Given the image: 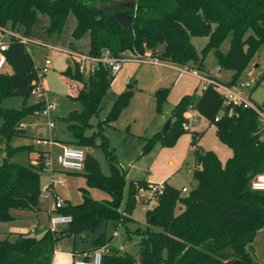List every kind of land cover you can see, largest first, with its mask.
Returning <instances> with one entry per match:
<instances>
[{"label":"trees","instance_id":"trees-1","mask_svg":"<svg viewBox=\"0 0 264 264\" xmlns=\"http://www.w3.org/2000/svg\"><path fill=\"white\" fill-rule=\"evenodd\" d=\"M129 1L135 2L137 9L133 27L125 30L104 10ZM71 14L77 22L74 40L79 41L87 34L90 36V51L81 54L100 58L104 51H109L114 57H124L161 48L160 57L164 61L206 72L227 85L241 79L264 46V0H0V29L33 40L36 26L44 17L48 24L42 28L43 42L54 46ZM229 35L232 36L231 47L224 55L221 47ZM192 37L208 39L202 56L206 57L214 50L222 71L232 73L230 82L221 81L206 70L192 44ZM74 47V43L70 44L71 51L75 50ZM5 55L11 73L0 75V102L6 94H31L38 74L28 47L16 37L10 39ZM62 76L74 92L70 99L80 103L83 110H75L58 122L72 136L73 145L105 150L111 176H104L99 161L88 153L85 170L91 171L89 186L106 191L112 200L99 202L84 191L82 204H69L59 211L73 218L67 226L69 228L63 232L53 233L47 229L41 237L30 233H0V264H52L59 241L82 234L90 238L104 222L113 221L119 227L130 220L125 213L130 214L138 203V190L132 183L122 212L127 172L117 164L104 132L105 125L116 120L128 106L131 93L128 90L123 92L98 127V132L88 136V132L94 129L91 121L99 116L116 75L100 65L94 74L87 76L80 73L76 63L75 71L69 67ZM168 93L169 89L156 93L159 106L167 102ZM44 107L41 102L31 112L42 111ZM223 109V98L213 87L204 90L200 96L187 95L174 107L170 131L165 136L158 133L150 141L149 146L158 141L165 146L174 145L186 131L185 115L195 110L210 124H216L218 138L232 150L233 156L223 167L215 153H201L198 147L196 164H200L201 170L195 171L197 187L187 197H181L179 190L165 184L157 206L149 212L150 217H154L150 221L152 225L161 227L163 231L155 232L150 227L141 231L137 255L141 264H226L232 261L264 264L249 253L258 230L264 228V192L253 191L251 187L253 180L264 174L262 133L253 110L236 108L237 117L224 115L217 122L216 118ZM227 111L229 107H226ZM25 113L0 106L3 120L0 129V222L4 223L14 220L15 210L37 209L42 194L41 167L44 169L47 153L38 161L41 164L39 169L31 164L12 163L9 159L20 151L13 150L10 141L22 131L18 124ZM193 140L195 144L192 145L197 146L199 136L195 133ZM177 203L184 208L178 215ZM95 246L101 249L109 243L101 235ZM120 253L112 249V254L104 255L103 264H134L135 259L131 255Z\"/></svg>","mask_w":264,"mask_h":264},{"label":"rangeland","instance_id":"rangeland-1","mask_svg":"<svg viewBox=\"0 0 264 264\" xmlns=\"http://www.w3.org/2000/svg\"><path fill=\"white\" fill-rule=\"evenodd\" d=\"M44 21V22H43ZM47 25V18L42 17L36 26V39L30 44L28 50L32 55L37 67H42L47 59L52 63L51 70L45 78L47 88V99L56 105L51 111L52 120L66 117L71 111L81 110L82 105L70 99L74 94L70 85L65 81L62 72L71 67L76 70V63L81 62L75 57L71 59L69 55L70 44L74 43V51L89 53L90 36L85 35L81 40L75 41L73 33L76 29L75 16L71 14L65 25L60 39L53 43L55 47L49 49L39 43L44 41L41 33ZM8 40L5 33L0 31V42ZM192 44L195 46L200 60L203 61L206 69L211 75L223 80L230 81L232 73L223 70L218 72L219 62L214 50L208 52L206 57L202 56V50L208 43L207 38L192 37ZM232 36L229 35L221 47V53L227 54L231 47ZM68 50V51H67ZM162 51L161 48H158ZM73 54L75 56V52ZM48 57V58H47ZM256 67V68H255ZM241 81H248L252 85V101L257 106L264 104V46L259 50L257 57L242 75ZM131 83V86L128 84ZM162 89H169L168 100L159 106L156 93ZM131 93L130 102L125 107L119 117L105 125L104 132L109 140L111 149L116 156L117 164L127 172L126 184L124 188V200L121 204L122 212L126 208V203L133 183L137 191V202L130 214L125 213L128 220L119 227L113 221L105 224L101 232L108 241L110 249L122 250L120 254H129L135 261L134 264H141L137 257L140 251L141 231H146L149 227L155 232H162L163 229L150 222L149 212L157 206L158 200H150L148 193L155 185L168 183L170 186L182 191L187 188L189 193L194 190L198 181L195 172L201 170L200 164L196 162V150H192L193 131L199 136L197 146L201 153L213 152L220 159L223 167L233 156L232 150L224 144L217 136L216 124L201 116L195 110H191V116L186 118L187 124L191 119L195 122L194 126L186 129L185 133L172 146H165L162 141L154 142L149 146L150 141L161 133L167 121L172 118L174 107L180 100L187 95L202 94L200 81L190 75L180 74L176 67L154 66L150 64L140 65L136 62H127L122 70L116 74L112 83L111 92L107 95L102 104V110L98 117L94 118L95 131L102 125L106 117L110 114L117 98L125 91ZM40 103L32 94L24 96H13L6 94L2 97L0 106L3 109H14L25 111L24 117L18 124L22 130L19 134L12 137L10 147L13 150H20L18 154L9 157L12 163L28 166L32 165L38 169L42 154L47 153V159L52 163L47 169L42 168L41 188L38 207L32 211H15L21 213L15 224H7L0 230L12 233L11 227L16 225L17 232L30 233L34 237L42 236L50 228V208L51 200L45 193L46 187L50 184L54 186V192L66 203V205L78 206L84 201V191H87L91 198L99 202H109L111 196L104 190L90 187L88 176L90 170L83 172L66 171L58 164V156L62 153L59 146L51 145L52 134L49 127V118L43 115L32 113L31 110ZM197 113L199 115H197ZM168 116V117H167ZM3 120L0 117V129ZM62 131V127H57V132ZM56 132V131H55ZM39 142V143H38ZM149 147V148H148ZM148 148V149H147ZM84 149V148H83ZM86 153L97 159L100 164L101 172L109 177L112 174L107 153L102 148L84 149ZM0 152V158H1ZM36 163H32V162ZM197 165V167H196ZM181 193V192H180ZM189 194L181 193V197ZM183 207L177 203L176 214L182 213ZM61 228V227H60ZM69 227H63L61 232ZM129 236V237H127ZM80 240V239H79ZM82 247H88L86 241L80 240ZM67 243V242H65ZM61 256L56 257L53 264H75L76 260H81L79 256H66L67 250L64 246H58ZM81 249V247H80ZM99 248L94 247V252ZM251 257L264 263V228L258 230L256 237L249 249ZM74 256V257H73ZM136 257V258H135ZM103 264V263H102Z\"/></svg>","mask_w":264,"mask_h":264},{"label":"built area","instance_id":"built-area-1","mask_svg":"<svg viewBox=\"0 0 264 264\" xmlns=\"http://www.w3.org/2000/svg\"><path fill=\"white\" fill-rule=\"evenodd\" d=\"M2 33H5L8 40L0 42V75L5 72V68L8 65L7 57L5 52L8 50L9 41L12 37H16L29 48L30 44L34 43L35 39L29 40L24 37H20L16 33L10 30L0 29ZM42 45L51 49L54 46L46 44L40 41ZM56 48V47H55ZM68 51V50H67ZM69 55H72L74 60L75 57L80 59L81 62H77L79 65L80 73L90 76L100 67V65L106 67L112 75L118 74L127 62H136L140 65L150 64L154 66H171L176 67L180 74L190 75L200 81V87L202 91L207 90L210 87L216 89L223 98L224 109L218 114L216 121L227 115L228 118L237 117L236 108H244L253 110L258 119V127L262 133L261 141H264V104L263 106H257L252 101V85L248 81H241L227 85L226 83L219 82L211 77L206 72H202L198 69H190L188 67L176 66L173 63L164 61L160 56L161 52L147 51L144 54H128L124 57H114L109 51H104L100 58L90 57L87 54H81L70 50ZM48 58V57H47ZM52 63L49 59L46 60L42 67H37V80L34 81V88L31 94L36 97L40 103L43 102L45 107L42 111L36 112V114L43 115L49 118V127L53 131L56 129V123L52 120L51 111L56 107L54 103H50L47 99V90L45 88V78L51 70ZM218 72L221 73L222 69L219 67ZM226 107H229V111H226ZM189 124L185 126L187 129ZM195 150V148H193ZM86 152L83 148L77 146H65L62 147V153L58 156V164L62 169L66 171L83 172L85 170ZM52 163L46 158L44 162V169L51 167ZM197 167V166H196ZM197 170V168H196ZM196 170L190 169L191 172ZM252 190L256 192H264V174L258 175L251 184ZM49 187H46L45 193L47 197L53 201L54 207L50 216V230L56 233L60 227H67L73 222V218L70 215L61 214L59 211L65 208L66 203L56 195ZM165 184L155 185L148 196L150 200H158L164 193ZM181 193L190 194L189 190L185 187L180 191ZM112 254L110 246H105L101 249H97L93 254L85 253L81 260H76L75 264H102L104 255Z\"/></svg>","mask_w":264,"mask_h":264},{"label":"crops","instance_id":"crops-1","mask_svg":"<svg viewBox=\"0 0 264 264\" xmlns=\"http://www.w3.org/2000/svg\"><path fill=\"white\" fill-rule=\"evenodd\" d=\"M76 20V19H75ZM44 22V21H43ZM48 24V23H47ZM76 24H77V22H76ZM45 26H46V23H45ZM76 27V26H75ZM37 37H36V35L34 36V39H36ZM122 70V69H121ZM207 70V69H206ZM208 71V70H207ZM5 72H7V73H11V68H10V66H8L7 65V67L5 68ZM209 72V71H208ZM221 80V79H220ZM221 81H223V80H221ZM224 82H230V81H224ZM44 84H45V82H44ZM45 88H46V86H45ZM46 90H47V88H46ZM83 109H81V110H76V111H79V112H81ZM75 111V110H74ZM71 112H73V111H71ZM70 112V113H71ZM197 112V111H196ZM197 115H199L198 113H197ZM191 116V111H189L186 115H185V117L188 119V117H190ZM67 117V116H66ZM168 117V116H167ZM63 118H65V117H63ZM54 121H55V123H56V129H54L53 131L51 130V132H53V133H51L52 134V139L51 140H54L53 142H50V144L51 145H55V146H59L61 149H62V147H65V146H76V145H73V138H72V136L67 132V130L65 129V127L64 126H62V125H60L59 124V119L58 120H56L55 118H54ZM92 121H93V119H92ZM92 121H91V124L94 126V129L93 130H91V131H89L88 132V136H91L92 134H94L96 131H95V125H94V123H92ZM191 123H189V128H191V127H193L194 126V124H195V120L193 121V119H191ZM58 126H61L62 127V131H58L57 132V127ZM56 131V132H55ZM194 133L196 132V131H193ZM200 138V137H199ZM39 143V142H38ZM98 144H99V142H98ZM78 147V146H77ZM82 148V147H81ZM94 148H97V147H94ZM193 148H195V150H196V148H198V146H193L192 145V150H193ZM84 149H87V150H89V149H93V148H84ZM194 151V150H193ZM43 155V154H42ZM47 155V154H46ZM37 162V161H36ZM35 161L34 162H32V163H36ZM195 164H196V162H195ZM50 186V188L49 189H51L53 192H54V186H53V184H50L49 185ZM48 186V187H49ZM55 193V192H54ZM56 194V193H55ZM57 195V194H56ZM111 200H112V198H111ZM110 200V201H111ZM51 208H50V216H51V213H52V211H53V207H54V203H53V201H51ZM15 211H17V210H15ZM15 211H13V216H14V220L12 221V222H8V223H4V222H0V229H1V227H3V226H6L7 224H15V223H17V222H14V221H16L17 219H18V217L20 216V215H22L21 213H16ZM179 214H181V212L179 213ZM105 224H107V222H104L102 225H101V227L99 228V230L97 231V233L95 234V235H93V236H91L90 238H87V237H85V234H82V235H77V236H72V237H67V238H64V239H62L61 241H59V243L57 244V247L58 246H64L65 247V249L67 250V252L65 253L66 254V256L68 257H70V255L72 254V255H74L75 257H77V256H79L80 258L85 254V253H88V254H93V250H94V247H96L95 246V242H96V240L99 238V237H101V235H103V232H101V229H102V227L105 225ZM16 225H13V227H11V231H12V233L13 234H27V233H24V232H17V231H19V228H16L15 227ZM61 228H63V227H61ZM61 228H59V231H60V229ZM0 233H3V234H9V232H6V231H2V230H0ZM41 237V236H40ZM83 240V241H86L87 243H88V247H82V245H81V241L80 240ZM65 242H67V243H65ZM57 247H56V252H55V255H54V258H53V261H55L56 260V257H58V256H61L62 254H64V252H60L58 249H57ZM80 247H81V249H80ZM120 251H123V252H125V250L124 249H122V250H120ZM73 256V257H74ZM56 262V261H55ZM52 264H53V262H52ZM55 264V263H54Z\"/></svg>","mask_w":264,"mask_h":264},{"label":"water","instance_id":"water-1","mask_svg":"<svg viewBox=\"0 0 264 264\" xmlns=\"http://www.w3.org/2000/svg\"><path fill=\"white\" fill-rule=\"evenodd\" d=\"M136 9L137 8L135 2L129 1L123 4L106 8L104 11L111 17L115 18L125 30H129L135 23ZM171 127L172 119H169L163 127L161 134L165 136L170 131ZM151 220L153 221L154 217H152ZM226 264H239V262L232 261Z\"/></svg>","mask_w":264,"mask_h":264}]
</instances>
